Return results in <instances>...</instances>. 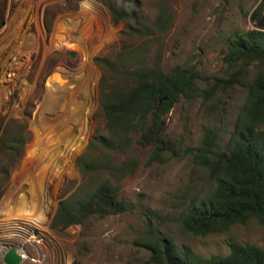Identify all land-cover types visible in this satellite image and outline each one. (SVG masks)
<instances>
[{"label": "rangeland", "instance_id": "obj_1", "mask_svg": "<svg viewBox=\"0 0 264 264\" xmlns=\"http://www.w3.org/2000/svg\"><path fill=\"white\" fill-rule=\"evenodd\" d=\"M0 1V143L4 130L22 134L25 142L17 161L0 152V264H7L12 250L23 257L21 264H151L148 245L156 234L204 257L228 255L231 238L264 248V226L257 221L205 237L185 234L180 222L211 190L193 151L209 131L227 144L247 99L246 85L256 76L257 65L232 67L226 58L231 40L255 29L251 16L263 0ZM106 1L149 27L158 21V32L129 34L127 25L135 26L134 21L115 24ZM141 45L149 65L158 63L166 71L187 65L201 76L197 93L183 98L167 120L176 154L166 164L149 165L150 150L135 145L130 156L140 161L136 174L107 177L129 210L54 229L59 202L77 194L84 182L77 159L94 136L108 134L100 102L103 71L96 59ZM234 74L239 82L232 88L206 94L213 83ZM15 196L28 203L31 216L11 208Z\"/></svg>", "mask_w": 264, "mask_h": 264}, {"label": "trees", "instance_id": "obj_2", "mask_svg": "<svg viewBox=\"0 0 264 264\" xmlns=\"http://www.w3.org/2000/svg\"><path fill=\"white\" fill-rule=\"evenodd\" d=\"M106 7L115 24L134 21L135 26L127 25L129 34L153 36L158 32V21L149 27L133 12L110 1H106ZM3 10L0 1V27L4 25ZM251 19L255 29L231 40L226 63L232 67L254 64L258 70L246 85L247 99L227 144L221 143L219 133L209 131L193 151L195 163L208 174L211 190L181 215L185 234L226 235L233 227L251 221L264 226V0ZM147 54L145 45L134 50L125 46L114 58L96 59L103 71L100 102L108 134L94 136L86 153L77 159L84 182L77 194L59 202L54 229L79 226L94 216L106 218L129 210L119 198V187L107 177L119 180L136 174L140 161L130 156L135 145L150 150L149 165L166 164L167 158L176 154V142L167 134V120L183 98L197 93L196 82L201 76L187 65H176L169 71L158 67V63L149 65ZM238 82L234 74L213 83L206 94L212 95L219 87L232 88ZM24 146L22 134L17 137L4 130L0 152L10 153L17 161L24 154ZM122 157L126 159L121 162ZM5 170L8 173L9 167ZM227 245L228 255L204 257L156 234L148 245L150 263L264 264L263 247L233 238Z\"/></svg>", "mask_w": 264, "mask_h": 264}, {"label": "bare ground", "instance_id": "obj_3", "mask_svg": "<svg viewBox=\"0 0 264 264\" xmlns=\"http://www.w3.org/2000/svg\"><path fill=\"white\" fill-rule=\"evenodd\" d=\"M90 4L87 2L85 7H84V12L86 13L88 11V8H89ZM90 11V10H89ZM78 20H80V22H82L83 20L85 21V18L84 17H79ZM87 21V20H86ZM87 23V22H86ZM74 25V24H73ZM75 28V26H73ZM79 28V25L78 27ZM76 28V29H77ZM81 30V29H80ZM63 126V125H62ZM74 126V125H73ZM71 131V130H70ZM69 133V132H68ZM73 134V133H72ZM65 136V135H64ZM75 136V135H74ZM53 167V166H52ZM55 167V166H54ZM56 168V167H55ZM55 170V169H54ZM33 186V185H32ZM36 186L32 187V189H30L28 192L29 193H33V188H35ZM18 197H13V200H12V203H11V208L12 209H15L16 212L19 214V215H22L24 216L25 214H23L24 212L25 213H29V216L32 215V212L30 211V206L28 205V203H26V205L24 204H21L19 203L20 200H17ZM28 217V216H27Z\"/></svg>", "mask_w": 264, "mask_h": 264}, {"label": "water", "instance_id": "obj_4", "mask_svg": "<svg viewBox=\"0 0 264 264\" xmlns=\"http://www.w3.org/2000/svg\"><path fill=\"white\" fill-rule=\"evenodd\" d=\"M7 264H21L23 257L19 255L15 250L10 251L5 258Z\"/></svg>", "mask_w": 264, "mask_h": 264}]
</instances>
